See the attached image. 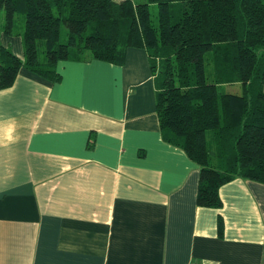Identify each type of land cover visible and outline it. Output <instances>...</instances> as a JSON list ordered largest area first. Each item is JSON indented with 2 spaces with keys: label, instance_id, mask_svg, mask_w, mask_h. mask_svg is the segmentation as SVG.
Returning <instances> with one entry per match:
<instances>
[{
  "label": "crops",
  "instance_id": "crops-1",
  "mask_svg": "<svg viewBox=\"0 0 264 264\" xmlns=\"http://www.w3.org/2000/svg\"><path fill=\"white\" fill-rule=\"evenodd\" d=\"M0 38L23 57L20 35ZM56 68L0 89V264H264V184L196 203L199 165L163 138L145 48Z\"/></svg>",
  "mask_w": 264,
  "mask_h": 264
},
{
  "label": "trees",
  "instance_id": "trees-1",
  "mask_svg": "<svg viewBox=\"0 0 264 264\" xmlns=\"http://www.w3.org/2000/svg\"><path fill=\"white\" fill-rule=\"evenodd\" d=\"M1 33L21 36L23 57L0 38V89L21 67L58 82L60 60L121 63L145 48L163 138L199 165L196 203L220 207L237 177L264 184V0H0Z\"/></svg>",
  "mask_w": 264,
  "mask_h": 264
},
{
  "label": "rangeland",
  "instance_id": "rangeland-1",
  "mask_svg": "<svg viewBox=\"0 0 264 264\" xmlns=\"http://www.w3.org/2000/svg\"><path fill=\"white\" fill-rule=\"evenodd\" d=\"M132 1H134V2H145L146 0H132ZM149 11L151 14V18L153 19V21L156 22L157 21V4L156 3H149ZM1 21H2V23H4V14H2V20ZM23 24H24V21H23L22 17L21 16L17 17L16 24H15L16 30L17 31H19V29L23 30ZM66 38H67V28L64 25H62L61 26L60 41H65ZM238 88H239V86L233 87V88H231V90L235 91Z\"/></svg>",
  "mask_w": 264,
  "mask_h": 264
}]
</instances>
